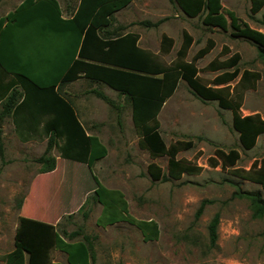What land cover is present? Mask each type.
<instances>
[{"label":"rangeland","instance_id":"1","mask_svg":"<svg viewBox=\"0 0 264 264\" xmlns=\"http://www.w3.org/2000/svg\"><path fill=\"white\" fill-rule=\"evenodd\" d=\"M23 1L0 0V22L7 21ZM55 1L73 7L78 2ZM221 5L225 13L233 12L241 22L264 34V7L252 15L250 0H221ZM115 19L118 24L126 25L129 32L138 33L139 46L155 53L165 66L179 61L176 52L182 43V32L195 41L182 62H190L207 40L214 41L215 47L195 63L197 76L205 84L224 72L209 71L207 65L211 61L222 62L237 54L239 74L248 71L258 74L259 79L253 89L245 90L237 85L239 75L229 83L230 100L234 105L240 104L241 116L264 115V60L256 44L233 37L230 31L204 27L201 15L193 19L186 17L173 0H133L115 14ZM143 22L160 24L152 28L141 25ZM163 34L173 40L167 55L159 51ZM90 87L82 82L73 91L81 94ZM107 90L115 104L123 105L119 119L114 109L91 94L80 95L75 102L81 122L85 126L96 124L97 135L107 149L106 157L91 170L59 159L54 172L37 178L39 166L35 160L44 153L45 138L39 135L22 145L17 135L4 137L6 146L0 158V264H4L6 254L13 250L14 230L24 217L41 218L48 223L57 221L58 232L78 230L93 238L94 264H264V192L259 185L233 173L236 169L249 170L255 161H264V134L257 138L251 150H244L232 127L231 111L221 109L216 101H202L180 81L157 116L159 131L166 147L190 141L192 148L179 152L176 159L201 171L182 175L178 181H153L147 166L154 164L166 174L167 157L152 159L139 149L129 104ZM88 115L93 117L87 118ZM6 122L11 123L9 119ZM216 150L224 153L234 150L239 159L232 168H212L210 160L215 158ZM51 155L58 158L56 149ZM98 190L102 205L92 198ZM108 191L121 196L127 216H120V201ZM251 199L258 200V209L255 210ZM202 201L209 203L195 218ZM102 207L107 208L105 221H119L107 225L99 220ZM119 209L123 210L121 206ZM215 216L218 226L212 244L208 227ZM138 223L151 225L141 230ZM49 260L52 264H67L66 255L57 249L49 252Z\"/></svg>","mask_w":264,"mask_h":264},{"label":"trees","instance_id":"2","mask_svg":"<svg viewBox=\"0 0 264 264\" xmlns=\"http://www.w3.org/2000/svg\"><path fill=\"white\" fill-rule=\"evenodd\" d=\"M78 1V6L69 20L60 19L52 8L49 9L50 16L43 15V18H39L40 9L48 6L43 1L33 6H31L32 0L24 2L21 9L7 17V21L0 22V27L6 22L8 24L0 31V54L9 52L21 34L27 30L54 29L77 33L78 38L82 39L78 56L75 58L76 50H74L72 59L67 62L64 71L57 79L58 82L62 85L68 84L76 81L79 75H83L91 83L103 84L130 102L131 120L138 136L139 149L146 151L152 159L163 156L168 159L166 174L154 164L147 166L148 174L153 181H178L182 175H195L201 171L197 166L176 159L179 152L192 148L190 141L175 142L166 147L159 131L157 116L164 103L176 91L180 81L185 82L202 101H216L221 109L231 111L232 127L238 133L242 148L251 150L255 146L257 138L264 134V115L241 116L238 112L240 104L234 105L230 100L229 83L240 75L236 68L240 60L237 54L222 62L211 61L207 65L209 71L224 72L216 75L209 84H205L197 76L195 63L215 47L214 41L207 40L206 45L195 53L190 62H182L193 44V38L187 32H182V43L176 52L179 61L173 66H165L156 56L137 47L138 36L134 34L129 33L123 37H114L115 34L106 37L104 34H99L104 27L111 24L113 15L126 8L133 0ZM173 1L186 17L193 19L201 15V23L204 27L222 32L230 31L231 36L256 44L259 55L264 60V34L241 22L233 12L225 13L221 0ZM263 7L264 0H250L252 15L260 12ZM159 24L160 22L155 24L143 22L141 25L156 28ZM172 47L173 40L164 34L161 35L160 53L167 55ZM34 56L38 66L41 63V56L39 53ZM2 66L0 56V70L5 75L12 76L13 81L3 85L0 75V99H2L0 121L10 117L16 135L22 143L39 135L47 139L43 155L35 160L40 165L39 173H50L55 170V159L51 155L54 149L59 153L60 159L85 165L89 170L96 162L106 157V148L96 137L86 134L71 105L58 91H55L57 81L52 85L42 86L27 73L16 71L14 68H8L5 72ZM38 70H33L31 74L37 73ZM258 79V74L244 71L237 85L245 90L253 89ZM92 94L119 113V107L104 94L97 91H92ZM2 156L3 151L0 146V158ZM214 157L210 160L211 167L220 166L221 169L232 168L239 159L234 150L227 153L216 150ZM233 173L242 180L259 185L264 192V161L260 163L255 161L249 170L236 169ZM99 190L94 191L92 198L102 205V195L99 196ZM104 190L106 191L105 188ZM108 192L115 194L119 199L120 216L121 214L127 216L126 203L121 202V196L114 191ZM251 202L255 210L258 209V200L251 199ZM208 203L207 201L200 203L195 218L201 215ZM120 206L122 211L119 209ZM106 210L107 208L102 207L99 220H104ZM118 221L113 219L105 222L107 225H112ZM150 225V223L137 224L141 230ZM217 226L218 217L215 216L208 227L212 244L216 240ZM152 227L156 230L154 225ZM156 234L155 231L154 236ZM92 239L78 230L69 233L64 230L58 232L52 225L20 218L14 234L13 250L6 254L4 264H52L49 260V252L52 249L63 252L67 264H94Z\"/></svg>","mask_w":264,"mask_h":264},{"label":"crops","instance_id":"3","mask_svg":"<svg viewBox=\"0 0 264 264\" xmlns=\"http://www.w3.org/2000/svg\"><path fill=\"white\" fill-rule=\"evenodd\" d=\"M26 1L27 0H24L23 2H21L18 5L15 12H17L19 9H21V6ZM32 1H33V3L31 4V6H33L34 4H37L39 1H43L48 6V8L43 6V8L40 9L41 11L39 12V18H43V15H49L50 16L51 12L49 9L52 8L56 12L58 17L62 20L71 19V17L74 14V11H75L76 7L78 6V3H79V1H78L76 6L73 7L72 5L69 6L68 4H65V3L64 4L58 3L55 0H54L55 2L53 0H32ZM30 11H32V10H30ZM120 11H118V12H120ZM118 12H116V13H118ZM115 14L113 15V20H112L111 24L108 25L107 27H104L102 29V31L99 32V34L100 35L104 34L106 37L108 35H111V34H115L114 37L115 36L123 37L129 33L134 34V35L138 36L137 47L141 50L148 51L152 55L155 56V53L149 51L145 47L139 46L141 37L138 33L129 32L127 30L128 28L126 25L118 24L116 22ZM6 23L1 25L0 31H2L6 25L8 26V24H6ZM81 40L82 39L78 38L77 33H73V32L57 31L54 29L53 30L47 29V30H43V31H41V30L40 31H36V30L24 31L23 34H21L20 38L14 44V47L9 52H2L0 54V56L2 57V62H3L2 67L5 70V72L8 70V68H14V70H16V71H21L23 73H27L31 79H33L37 83H40V85H42V86L43 85H52L57 81V83L55 85V91H58L59 94L66 101H68V103L71 105V107L73 108V110L76 114L78 121L83 126L86 134L89 136L96 137L98 139L99 143L105 147V145L100 141V139L97 135L98 133L96 131V128H98V127L96 126V124L90 123V124H87V126H85L81 122L79 115L77 114V111L75 108V102L77 101V98L80 95H83V96H85V95L87 96L90 94L93 95L92 91H97V92L104 94L106 97H108L110 100H112L110 98V95H109L108 90H107V89H109L113 92V94L119 95L124 100V102L126 101L129 104L130 115H131V106H130V102L124 96L120 95L119 93L113 91L112 89H110L109 87H107L103 84L91 83L90 81L86 80L83 77V75H79V78L76 81L68 83V84L62 85L58 82L57 79L61 76L62 72L64 71V68H65L67 62H69L72 59V56H73L72 54L74 53V50H76L75 58H77L79 47L81 44ZM0 41H1V39H0ZM194 43H195V41L193 39V44ZM75 46H76V48H75ZM36 53H39V56H41V59H40L41 63L38 66H36L37 61L35 58L36 56H34ZM38 68H39V70H38ZM33 70H38V72L35 74H31V72ZM0 75L2 77L3 85H6L8 82L13 81L12 76L5 75L2 72V70H0ZM82 82H84V83H86V85L92 86V87H90L89 90H86L81 94H78V92H74L73 91L74 86L78 85L79 83H82ZM16 89H18V91H20L18 87H16ZM93 96L96 99H98L95 95H93ZM98 100H100V99H98ZM100 101L103 102L102 100H100ZM1 102H2V99H0V111H1ZM105 105H107V104H105ZM115 105L119 107V113L116 111V113H117L116 116L119 119L121 112H122L121 106H123V105L122 104H119V105L115 104ZM109 108H111V107H109ZM91 117H93V115H88L87 118H91ZM8 119L11 122L10 124L8 122H6V120H8ZM131 122H132V120H131ZM11 134L16 136L15 126L12 122V119L10 117H6L2 121H0V137H1L0 146H3L2 150H4V146H6L5 145L6 143L4 142V137L10 136ZM17 141L19 144H22V145L25 144V143H22L20 140H17ZM46 141H47V139L45 138V143H46ZM28 142H26V143H28ZM14 145H17V144L14 143ZM137 145H138V140H137ZM52 157L55 159V169H56V164H57L58 160L60 159L59 153H58V158H56L53 155H52ZM38 166L39 167H38V172H37V178L40 176L49 174V173H44V174L39 173L40 165H38ZM50 173H52V172H50ZM33 189H35V188H32V190ZM40 190H41L40 187L36 188V194H37L36 200H37V202L40 199ZM24 218H27V217H24ZM27 219H30V218H27ZM36 219L37 220H35V219H30V220L42 222L45 224H51L54 227H56L58 224L57 221H55L53 223H48V222L43 221L41 218H39V219L36 218ZM15 230H14V234H15Z\"/></svg>","mask_w":264,"mask_h":264}]
</instances>
